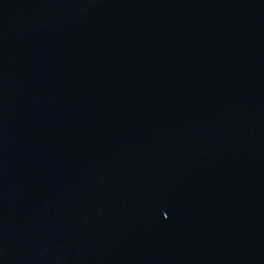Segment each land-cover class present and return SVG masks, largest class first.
Wrapping results in <instances>:
<instances>
[{
    "label": "water",
    "instance_id": "95a60500",
    "mask_svg": "<svg viewBox=\"0 0 264 264\" xmlns=\"http://www.w3.org/2000/svg\"><path fill=\"white\" fill-rule=\"evenodd\" d=\"M0 264H264V0H0Z\"/></svg>",
    "mask_w": 264,
    "mask_h": 264
}]
</instances>
